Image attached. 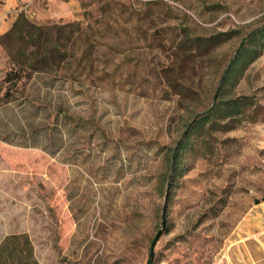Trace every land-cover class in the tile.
Wrapping results in <instances>:
<instances>
[{
	"label": "rangeland",
	"instance_id": "1",
	"mask_svg": "<svg viewBox=\"0 0 264 264\" xmlns=\"http://www.w3.org/2000/svg\"><path fill=\"white\" fill-rule=\"evenodd\" d=\"M263 23L264 0H0V244L27 235L36 264H232L264 195V109L190 125ZM235 93L264 106V52Z\"/></svg>",
	"mask_w": 264,
	"mask_h": 264
},
{
	"label": "trees",
	"instance_id": "2",
	"mask_svg": "<svg viewBox=\"0 0 264 264\" xmlns=\"http://www.w3.org/2000/svg\"><path fill=\"white\" fill-rule=\"evenodd\" d=\"M218 36L220 37L222 34ZM224 40L226 39L220 41ZM263 52L264 23L243 37L221 76L213 96V106L203 116L193 121L190 128L219 127L223 130H231L242 123L248 112H258L264 109V106L257 101L254 95H237L235 93L250 66L262 56ZM18 64L19 67H17L15 75H12V71H10L7 73L5 81L12 82L14 80L17 84L23 79L21 71L28 70L29 67L33 66L32 62ZM5 96H8V90ZM253 121H258V119ZM185 145L186 141H181L176 149L171 152L172 165L175 170L178 169L180 161L179 150ZM155 245L154 238L151 249H154ZM0 264H36L32 259V246L29 237L25 234L7 236L0 244ZM145 264H155V255L151 256L150 253Z\"/></svg>",
	"mask_w": 264,
	"mask_h": 264
},
{
	"label": "crops",
	"instance_id": "3",
	"mask_svg": "<svg viewBox=\"0 0 264 264\" xmlns=\"http://www.w3.org/2000/svg\"><path fill=\"white\" fill-rule=\"evenodd\" d=\"M239 238L233 245V254L227 253L232 264H264V201L254 204L240 223Z\"/></svg>",
	"mask_w": 264,
	"mask_h": 264
},
{
	"label": "water",
	"instance_id": "4",
	"mask_svg": "<svg viewBox=\"0 0 264 264\" xmlns=\"http://www.w3.org/2000/svg\"><path fill=\"white\" fill-rule=\"evenodd\" d=\"M262 201H264V195H263L262 198H256L255 199V204H259ZM166 211H167V207H166V203H165L164 208H163V227H162V229L165 228V226H166ZM161 233H162V230H160L159 233L157 234V236L155 237V241L158 240V238L160 237ZM153 255H154V253H153V250H152L151 256H153Z\"/></svg>",
	"mask_w": 264,
	"mask_h": 264
}]
</instances>
